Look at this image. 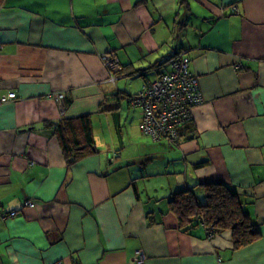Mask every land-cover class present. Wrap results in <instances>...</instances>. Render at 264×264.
I'll use <instances>...</instances> for the list:
<instances>
[{
    "label": "crops",
    "instance_id": "crops-1",
    "mask_svg": "<svg viewBox=\"0 0 264 264\" xmlns=\"http://www.w3.org/2000/svg\"><path fill=\"white\" fill-rule=\"evenodd\" d=\"M174 54L203 97L178 144L129 102L156 73L126 75ZM0 82V264H264V0H4ZM81 117L97 151L69 163L56 124ZM213 182L254 195L252 244L180 230L169 199Z\"/></svg>",
    "mask_w": 264,
    "mask_h": 264
},
{
    "label": "trees",
    "instance_id": "trees-1",
    "mask_svg": "<svg viewBox=\"0 0 264 264\" xmlns=\"http://www.w3.org/2000/svg\"><path fill=\"white\" fill-rule=\"evenodd\" d=\"M3 2L4 0H0V6ZM177 55L174 54L171 57ZM171 57L157 61L144 69L132 70L126 75L132 77L136 74L138 77L146 79L149 73L154 72L157 79L168 72L167 62ZM125 69L126 71L130 70L128 67ZM126 71L119 70L118 74ZM77 121L81 123V132H77L79 135L74 134L72 136V134H68V131L70 132L76 127L75 122ZM56 130L69 163L97 151L91 134V124L87 117L61 121L56 124ZM177 132L173 144H178L180 140L192 139L196 134L190 121L185 123ZM80 139L84 140L81 142ZM246 193H242L235 186L223 182L201 184V186L196 187L194 185L190 189L176 192L169 199V211L175 215L179 228L183 232L190 233L193 230L201 229L209 238L230 232L233 249L238 250L252 244L258 235L255 231L256 224L247 208V205L253 202L254 195Z\"/></svg>",
    "mask_w": 264,
    "mask_h": 264
},
{
    "label": "built area",
    "instance_id": "built-area-1",
    "mask_svg": "<svg viewBox=\"0 0 264 264\" xmlns=\"http://www.w3.org/2000/svg\"><path fill=\"white\" fill-rule=\"evenodd\" d=\"M101 59L110 71H119L118 61L112 54H102ZM168 72L153 81L146 82L141 89L130 96L129 102L141 109V130L153 140L166 138L170 143L176 140L178 129L191 118V110L203 101L198 79L190 72L189 59L180 54L168 60ZM1 86V82H0ZM16 97L15 92L0 94V104ZM49 98L65 107L63 93H50ZM34 207V202H26ZM16 211L7 214L0 212V217H13ZM146 255L137 250L135 263L144 264ZM56 264H61L60 262Z\"/></svg>",
    "mask_w": 264,
    "mask_h": 264
},
{
    "label": "rangeland",
    "instance_id": "rangeland-1",
    "mask_svg": "<svg viewBox=\"0 0 264 264\" xmlns=\"http://www.w3.org/2000/svg\"><path fill=\"white\" fill-rule=\"evenodd\" d=\"M136 80L137 79H129V81H127L130 85H131V87H134V83L136 82ZM122 81V80H121ZM125 82H122V84H124ZM190 122L192 121V116H191V118H190V120H189Z\"/></svg>",
    "mask_w": 264,
    "mask_h": 264
}]
</instances>
